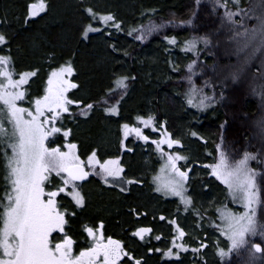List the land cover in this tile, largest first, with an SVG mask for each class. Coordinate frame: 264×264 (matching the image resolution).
Returning <instances> with one entry per match:
<instances>
[{
	"label": "trees",
	"instance_id": "16d2710c",
	"mask_svg": "<svg viewBox=\"0 0 264 264\" xmlns=\"http://www.w3.org/2000/svg\"><path fill=\"white\" fill-rule=\"evenodd\" d=\"M47 1L50 10L25 23L29 0H0V33L7 40V45H1L3 51L11 55L16 72L31 68L43 71L44 64L50 70L70 62L78 85L72 96L82 102L87 114L75 110L67 114L72 120L70 124L64 121L65 128L71 129L69 140L55 137V144L50 146L71 142L77 145L81 158L92 152L102 162L119 158L120 166H124L119 179L135 181L125 186L113 183L112 178L106 182L91 176L80 184L89 206L75 210L70 221L69 235L77 246L90 240L85 227L100 229L102 224L104 235L121 240L132 257L124 258L121 264H135L137 259L144 264H245L248 257L253 258L250 264H264V251L258 254L252 250L256 243L264 249V237L259 234L249 238L241 254L228 247L227 256L214 252L215 257H209L208 248L201 250L202 242L218 234L220 225L213 216L216 211L205 214L202 207L209 206L211 195L216 196L213 198L219 207L224 205L223 189L203 165L213 162L220 146L231 161L243 159L246 154L264 161V84L260 80L264 71L260 66H251L253 53H249L257 50L264 34L263 0ZM88 8L96 15H112L114 22L99 30L98 20L91 18ZM113 23L120 24V29H115ZM89 24L98 31L89 33L85 40L82 29ZM148 25L160 29L147 40H139L138 34ZM172 37L177 41L175 45L168 43ZM193 40L196 50L185 51V45ZM189 65L193 75L190 82H185ZM245 67L250 72L247 80L242 78ZM231 74L233 78L225 82ZM123 77L128 78L124 81L127 88L118 84ZM210 91L216 96L211 109H196L189 103L191 95L201 97ZM138 117H152L155 124L167 121L172 138L189 132L179 142L182 153L193 155L188 165L193 173L187 183L192 201L189 208L152 190L150 177L157 169L154 158L146 156L145 145L134 150L135 144L131 147L130 139L124 137L123 124L138 127ZM84 123L94 130H84ZM200 135L206 143L201 142ZM101 137H106L110 147L97 143ZM115 151L117 154L112 156ZM3 161L0 151V173ZM255 164L261 167L258 161ZM259 171V193L264 194V168ZM122 186L126 191L121 192ZM259 199L264 200V196ZM187 221H191L192 231L185 227ZM176 226L187 231L186 247L200 248L196 253H181L179 261L163 255L170 249L166 247L174 238ZM140 228L152 231L142 240L133 235ZM259 228L264 229V221ZM157 235L160 240L155 239Z\"/></svg>",
	"mask_w": 264,
	"mask_h": 264
},
{
	"label": "snow or ice",
	"instance_id": "6c2138e0",
	"mask_svg": "<svg viewBox=\"0 0 264 264\" xmlns=\"http://www.w3.org/2000/svg\"><path fill=\"white\" fill-rule=\"evenodd\" d=\"M44 7L43 3L39 6L32 5L28 16L38 15ZM87 12L94 20L105 24L114 22L112 15L97 16L91 8H88ZM112 26L117 30L120 29L118 23H113ZM95 31L98 29L89 24L82 29L83 39L87 40L89 33ZM168 43L175 45L177 41L175 37H172L168 39ZM204 44L207 45L208 41L204 40ZM0 45H7L6 37L2 33H0ZM3 50L0 48V51ZM184 50L188 52L196 50V41H189ZM11 65H13L11 55H0V146H3L0 151L3 152L6 161L5 179L8 185L3 201H0V264H121L126 257L132 259L121 240L104 235L100 230L103 228L102 224L100 229L85 227L84 231L90 238V245L74 253L76 241L69 232L72 231L70 221L76 213L69 212L58 197L67 192L75 206L83 208L85 197L82 195L81 185L78 182L87 180L90 175H102L105 181L111 177L125 186L135 181L117 179L124 172L119 158L100 163L96 152H92L86 162L91 171H86L85 161L77 155L75 143L67 142L62 146H49L56 142L55 139L50 138H59L61 135L67 138L71 133V129H66L64 125V114L69 113L70 106L75 103L74 100L69 99L68 93L71 89L78 87L69 79L74 71L71 63L51 72L44 95L41 98L28 100L30 107L21 106V102L26 101L28 97L25 86L37 73L25 71L19 74L17 79L14 78L15 74L11 70ZM188 67L191 71L192 65ZM127 79V77L121 78L118 84L127 88V84L124 83ZM207 99L208 97L204 96L200 106H205L204 101ZM87 108L91 109L92 105L88 104ZM138 119L146 128L154 123L152 117L147 120L139 117ZM6 123L10 125V128L5 127ZM123 129L125 138L134 134L137 139L145 143L149 141V137L144 135L139 127H130L125 123ZM162 135L163 139L151 141L157 150H160L163 144H167L169 148L179 144V141L169 138L167 132ZM192 136L195 137L196 133L193 132ZM128 150L131 151V149ZM166 155V168L171 178L161 187H157L156 191L178 196L184 204H191V198L185 195L188 191L186 184L189 183L191 169L181 170L178 166L179 161H184L187 165L188 157L180 154ZM207 155L211 157L212 153ZM256 159L257 157L246 154L233 169L225 170L227 166L222 153L220 163L203 165L204 168L210 169L213 177L227 184L234 203H243L245 211L239 214L222 213L226 221L223 234L231 242V248L248 243L250 235L255 237L259 234L264 237V229L258 228L256 221L257 208L253 207L254 203L258 204L257 197L260 192L257 183L258 174L255 169L248 166L250 160L256 161ZM97 165L99 172H96ZM164 170L161 169V171ZM53 174L59 178V184L54 182ZM120 190L124 192L126 187L122 186ZM161 219L164 218L161 217ZM151 231L150 228H140L133 235L143 240ZM177 233L183 240L184 231L177 229ZM58 236L59 239H57ZM155 239L160 240L161 237L157 235ZM172 243L178 251L173 253L170 248L164 252L163 255L169 259L180 260L181 253L200 251V248L190 249L182 243H176L175 240ZM201 246L204 245L201 244ZM252 246L257 252L264 251L259 243ZM218 254L221 257L228 255L223 248L219 249ZM135 264H144V262L137 259Z\"/></svg>",
	"mask_w": 264,
	"mask_h": 264
},
{
	"label": "rangeland",
	"instance_id": "374dc122",
	"mask_svg": "<svg viewBox=\"0 0 264 264\" xmlns=\"http://www.w3.org/2000/svg\"><path fill=\"white\" fill-rule=\"evenodd\" d=\"M257 1H258V3L260 1L262 2V0H257ZM41 3H43L44 6H45L44 7V10L43 11H40L38 15L33 16V17H29L28 14H27V20L37 18L41 14L46 13L48 10H50V5L48 4V1L47 0H29V4L27 6L28 12H29V10H30V8H31L32 5L39 6ZM263 3H264V0H263ZM105 15H109V14H107V13H100L97 16H105ZM98 23H99L98 28L100 30V28H106L107 24H110L111 22H108L107 24H105L104 22L98 20ZM0 24H1V22H0ZM160 27H162V26H160ZM159 29H160L159 26H155V25L149 26L148 25V26L145 27L144 30H142L138 34V39L139 40H143V39L144 40H147L146 38L148 36L153 35V34H156L159 31ZM260 38H261V43L259 44L257 50L255 52L253 51V52H249V53H253V55H252L253 56V62L251 64V66H253V65L260 66V69L264 71V34L263 33L260 36ZM0 48H3V47L0 45ZM0 55H8V54H6V52H4V51H0ZM256 57L259 58L257 61L254 59ZM54 63L53 62H49L50 65H52ZM68 63H70V62L62 63L58 67H55V68L50 69V70H48L45 67L46 66L45 64L42 67V68H44L43 71H41L40 68L39 69L31 68L30 70H27L28 72L35 71L37 73V75L35 77H32L29 80V83L25 86V88H26V90L28 92V97L26 98V101L21 102V106H23V107H30L31 105L27 102L28 100H34V99H37V98H41L44 95V90L48 87L47 80H48L51 72L53 70H56L57 68H59L61 66H64V65L68 64ZM249 66H250V64H249ZM10 67H11V70L15 74L14 75V78H17L18 79L19 78V74H22L23 72H25V71H20V72L17 71L16 72L14 70V68L12 67V65ZM72 67H73L74 71H73V75L71 77H69V79L73 83H75V81H74L75 68H74V66H72ZM247 69H248L247 67L243 68V72H242V76L243 77L241 76L243 79H246V80H247V78H248V76L250 74V72ZM187 73H188V76L187 77H184V80L183 81L190 82L191 81L190 78L193 75L192 68H191V71H189V68H188ZM232 78H233V75L231 74L224 81L225 82H227V80L230 81V79H232ZM260 80L264 84V74H263V76L261 77ZM191 85H192V83H191ZM74 92H75V89H71L69 91V93H68L69 99H72V100L75 101V103L73 105H71L70 108H69V113H67L69 115L71 114V111L72 110H75L76 112H80L81 113V112L84 111V109H86L82 105V102L81 101L75 100L76 98L72 96V93H74ZM126 96H127V94H126ZM204 96H207L208 99L204 101L205 106H200L201 99ZM190 97H191L190 98L191 104H192L193 108H196V109L197 108L198 109L204 108L205 110H208V109H211L215 105L216 96H214L213 91L208 92L207 95H201V97L200 96H197V95L195 96L194 94L191 95ZM261 101H262L261 102L262 105L264 106V94L261 97ZM150 113H153V112H150ZM67 114H64V116H65L64 121L67 120L68 124H70L72 122V120L71 119L68 120V118L66 117ZM139 118H141V117H139ZM137 123H138V125L141 123L139 119H137ZM156 123L157 124H155V121H154L153 125L150 126V127H147V128L144 127V125L142 123H141V125L138 126L139 128L142 129L144 135H147L149 137V141L147 143H145L144 141H142L140 139H137L134 134L128 136L127 138L130 139V145H131V147L135 144V146L133 148L134 150H137V149L140 150L141 149V145H145L146 147L145 148L143 147V148L147 150L146 151L147 152L146 153V156L148 158H150V157H153L154 158L153 160H154V163L156 164L157 169H156L155 173L150 177L152 190L155 191V193H157L159 196L163 197L164 199L165 198L168 199V200H173L174 199V200L178 201L181 204L182 207L189 208V206L191 204H187V205L184 204L182 202V200H181L180 197L173 196V195H170V194H167L166 195L163 192H157L156 189H157V187H161L167 180H169L171 178L170 172L166 168V159H167V155L166 154H173V155L180 154L182 156L188 157L189 161H190V159L192 160L193 155L192 154H188V152H185V154L181 152L183 150L182 143L175 144L171 148H169L167 144H163V145L160 146V150H157L156 149V146L151 143V141H153V140H157L158 141V140L163 139L164 137H163L162 133H164V132H167L168 133L169 138H171L173 140H177L179 142H182L181 141L182 138L184 140L186 138V136L188 137L189 132L184 133V135H182L181 137H177V139H176V137L175 138L174 137L172 138V135H171L172 133L169 132L168 129L166 128L167 127V121H162V122L156 121ZM57 126H59V125L57 124ZM5 127L10 128V125L6 123L5 124ZM82 127H83L84 130L91 128V126L89 124H87V123L82 124ZM93 130H94V128H91L90 129L91 132ZM70 136H71V134L69 135V137H67L65 139L69 140ZM54 138L55 137L50 138V139H54ZM127 138H125V139H127ZM200 138H201V142L206 143V138L204 136L200 135ZM105 140H106V137H101V138H99L97 140V143H99L101 146H103L104 144H106L108 147H110L109 146L110 143L107 144V142ZM84 141H86V140H84ZM63 144H65V142H63ZM85 144H87V143L85 142ZM62 150H67V149L66 148H62ZM76 153L79 156L77 149H76ZM162 153L164 155H162ZM222 153H223V151H222L221 146H220L218 148V151H217V154L218 155L215 158H213V162H211V164L220 163L221 154ZM116 154H117V152L115 151V152H113V155L112 156H115ZM88 156H90V155H88ZM88 156H84L82 158L80 157V159L82 161H85V168H86V170L91 171V168L86 163L87 162V159H88ZM223 158H224V161H225L226 166H227L225 170H231V169H233L235 167V165H237L239 163V161L242 160V159H239V160L231 161V160H229V158L227 157V155L225 153H223ZM244 158L245 157H243V159ZM97 160H99L100 163H103L102 160L100 158H98V155H97ZM257 161L259 162V164H261V167L256 166L255 163ZM262 162H264V161H262ZM262 162L259 161V158L256 159V161H251L250 160L248 166L250 168H252V169H255L256 173L258 174V172H261L259 170L261 168H264V166H262ZM3 163L4 164H3L2 172L0 173L1 174L0 175V201H3L4 195H5L6 191L8 190V185H7V182H6V179H5V177L7 175V169L5 167V164H6L5 159H4ZM253 164H255V167L256 168L253 166ZM188 165H190V162L187 165H185V162L184 161H179L178 162V166L181 167V170H185L186 168L187 169H192V167H190ZM121 167L124 168L123 165ZM161 169H165V170L164 171H161ZM99 171H100L99 170V166L97 165L96 172H99ZM192 175H193V173H192V170H191V171H189V178H190L189 180H191V176ZM91 176L92 177H95V179H102L103 181L105 180L102 175L93 174ZM211 177H213V176L211 175V171H210V178ZM53 178H54V182L55 183H57V184L60 183L59 178L58 177H55L54 174H53ZM109 178H111V177H109ZM117 179H119V178H117ZM213 179H214V183L218 186V188L219 189H223L222 190V193H223L222 194L223 195L222 196L223 197L222 199L224 200V203H223L224 205L219 207L216 198L215 199L213 198V197H216L214 195L209 196V198H208V204H209V206L208 207H204L202 205L203 206L202 208L205 210V212H204L205 214H207V213L211 214V212L213 213V211H216L218 213L217 214L215 212L213 216H215V218L218 219V222H219L220 225L219 226L218 225H216V226L213 225L215 227H217V226L219 227L218 228L219 229V233L218 234L215 233L213 237L208 238L207 239L208 240L207 242H202V244L204 243L203 244L204 246L201 247V250H203V248H208L209 257H211V256L215 257L214 256V252L215 253H219V249H221V248H223L225 250V252H226L227 249H228V247H230V249H233L234 251H237V254H241V250L244 247L246 248L247 246L245 244L244 245L242 244V245H240V246H238L236 248H231V242L228 241L227 236L223 234V232L226 229V221L224 219V216H222V213H225V212H233V213L239 214V213L245 211L244 206H243V203H234L233 200H232V196H231V193H230V191L228 189L227 184H224L222 180H219V179H217L215 177H213ZM111 181H113V183H116L113 179ZM83 187H81L82 190L84 189ZM186 187H187V184H186ZM187 189H188V187H187ZM188 193H189V189L185 193V195L188 196ZM62 196H66V199L63 198ZM263 196H264L263 193H259L258 194V197H257L258 204L257 203H254L253 204V207H256L257 208L256 221H257L258 228L260 227L261 224H263V221H264V214H263L264 213V200L259 199V197H263ZM58 199L61 201V203H63L64 205H66V207H67V209H68L69 212L75 211V210H77L79 208V207H76L75 206L74 201L67 194V192L62 193L61 196L58 197ZM67 199L69 201H67ZM212 199H214V200H212ZM88 202H89L88 201V198L85 197V206L83 208H80V210L87 209V207L89 206L88 205L89 204ZM217 207H219V208H217ZM216 208H217V210H216ZM199 210H200V208H199ZM184 221H186V220H184ZM184 225H186L185 227L188 226L189 231L192 229L191 228V221L190 222L187 221V223L184 222ZM213 226L210 225V227H213ZM177 229H182L183 230L182 227H177L176 226L174 228V236H173L174 238L171 240V243L168 242V246L166 248L173 247V243L172 242L174 240L176 241V243H182V244H184L186 246V236H184L183 240H181L179 238V236H178ZM183 231H184V233L185 232L187 233V231H185V230H183ZM193 235H195V234H193ZM251 237L252 236L250 235L249 238H251ZM249 238H248V240H249ZM57 239H59V236L57 237ZM89 245H90V240H88V242H86V245H81V246H79V245L77 246V241H76V244L74 246V253H78L79 250H82L83 248L88 247ZM173 249L175 250V252L178 251L174 247H173ZM252 250H253V252L257 253L255 251V249H254L253 246H252ZM210 260H212V259H210ZM177 261H179V260H177ZM250 261H253V258L248 257L246 259V261H245V264H250Z\"/></svg>",
	"mask_w": 264,
	"mask_h": 264
},
{
	"label": "water",
	"instance_id": "95a60500",
	"mask_svg": "<svg viewBox=\"0 0 264 264\" xmlns=\"http://www.w3.org/2000/svg\"><path fill=\"white\" fill-rule=\"evenodd\" d=\"M85 170H86V168H85ZM86 171H88V170H86ZM90 177H91V175L88 177V179L87 180H85V181H82V182H78L79 184H83V183H85V182H87L89 179H90ZM261 249H262V246H261ZM257 252V251H256ZM262 251H260V252H257L258 254H260Z\"/></svg>",
	"mask_w": 264,
	"mask_h": 264
},
{
	"label": "flooded vegetation",
	"instance_id": "af4514ba",
	"mask_svg": "<svg viewBox=\"0 0 264 264\" xmlns=\"http://www.w3.org/2000/svg\"><path fill=\"white\" fill-rule=\"evenodd\" d=\"M185 236H186V232H185ZM202 252H203V250H202Z\"/></svg>",
	"mask_w": 264,
	"mask_h": 264
}]
</instances>
